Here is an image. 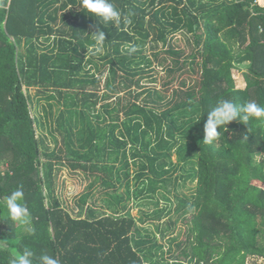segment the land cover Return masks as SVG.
I'll list each match as a JSON object with an SVG mask.
<instances>
[{
    "label": "trees",
    "instance_id": "trees-1",
    "mask_svg": "<svg viewBox=\"0 0 264 264\" xmlns=\"http://www.w3.org/2000/svg\"><path fill=\"white\" fill-rule=\"evenodd\" d=\"M259 1L111 0L130 20L115 25L89 16L80 0H0V264H10L14 251L25 248L32 250L33 264H40L42 255L60 264L264 259V160H258L264 156V120L232 121L211 144L203 141L207 114L219 101L264 106V5ZM97 24L106 33L103 55L90 36ZM41 41L52 44L51 54L39 53ZM23 42L26 54L20 52ZM147 42L154 49L151 56L143 54ZM132 45L137 51L129 54ZM89 47L94 51L85 58L81 48ZM245 62L246 86L238 88L233 72ZM159 67L163 87L145 86L144 79L158 80ZM35 85L41 92L55 90L72 106L58 118L66 158L90 180L89 191L76 199V216L56 194L53 159L62 154L43 150L42 121L28 93ZM101 88L106 89L99 93ZM123 89H129L125 101L117 95ZM108 99L117 101L111 110L105 104L113 117L108 126L95 127L91 110ZM79 124L82 129L74 133ZM130 159L141 163L133 194L152 198L140 204L157 207L152 216L144 213L147 219L171 212L160 207L161 200L170 201L169 185L196 182L191 197H177L174 209L187 227L185 239L174 220L149 231L132 216L129 191L118 193L117 187L131 176ZM97 185L106 195L99 206L92 201ZM19 188L34 233L8 216L6 198Z\"/></svg>",
    "mask_w": 264,
    "mask_h": 264
},
{
    "label": "rangeland",
    "instance_id": "rangeland-1",
    "mask_svg": "<svg viewBox=\"0 0 264 264\" xmlns=\"http://www.w3.org/2000/svg\"><path fill=\"white\" fill-rule=\"evenodd\" d=\"M259 1V0H258ZM262 5H264V3L260 2ZM177 41L178 42H182L183 41V37L181 34H179L177 36ZM41 44V47H38V51L39 53H48L51 54L50 51V47L52 46V44L49 46V42H43L42 41L39 43ZM162 44H159V47H161ZM153 48H152V44L151 42H147L145 45V50L143 54H147L148 56L152 55L153 52ZM27 51V46L24 45L23 42V46L22 48H20V52L23 54H26ZM81 51L83 53V55H85V58H87L92 51H94L93 47H89L86 50H83L81 48ZM99 54V51H97ZM96 52V53H97ZM106 52L105 47H102L100 50L101 55H103ZM56 53V51L54 52V54ZM95 53V54H96ZM97 55V54H96ZM99 57V56H98ZM97 56L94 57L95 59L98 58ZM84 58V59H85ZM156 62V61H155ZM86 63V62H85ZM157 63V62H156ZM249 64V62H245L243 63L240 67H242V69H238L235 68L234 69V78L236 81V87L238 88H244L246 86V81L244 78V71L245 68L247 67V65ZM87 69V68H86ZM244 69V71H243ZM157 70L159 71V78L158 80L151 82V79H144V85L147 87H151V86H156L158 89L162 88V76H163V70H161V68H157ZM150 72V71H148ZM108 72H106L105 75H107ZM151 73V72H150ZM149 74L144 75L145 78H147ZM106 88H101V90L99 91V93H102ZM132 89H135V86L132 87ZM139 89V88H138ZM128 90L129 89H123L122 91H120L117 95H120L121 100H124V97L127 99L128 98ZM42 88L39 86H31L28 89V93L31 96V107H32V111L35 115H37L39 117V119H41L42 121V127H38V132L39 134H43L45 140H44V145H43V150L45 149L50 155H55V154H62V158L61 159H53L54 163H57L58 167L56 170L57 171V175H56V187H57V195L59 197V199L61 200V202L63 203L64 207H68V209L72 212V214H74L75 216L78 214V208L76 207V199H78V197L82 196L83 194L87 193L88 190V185L90 183V180H88V178H86L83 173L82 170H77L72 168L71 165H69L70 161L69 159L66 158V153H67V148L64 144V131L61 130V128H59L58 125V118L60 115H62L63 113H65V115H68L67 113V109L70 106L69 102L70 100L65 98V96L60 97L59 95H57L56 93H53V89L48 90L47 92H41ZM82 97L81 94L76 95V99H80ZM119 97V96H116ZM68 101V102H67ZM113 101V102H112ZM117 101L115 99H108L107 101L104 100H100L97 103V107L96 110H91L93 111L91 116H90V120L93 122V124L95 125V127L98 126H108V124L110 123V120L112 119L111 117H113V114H108L106 113V109L107 107L105 106L106 103L111 104V107L109 108L110 110L114 107L115 103ZM75 108V107H73ZM76 108L78 110H80L81 108H83L82 104L79 103V105L76 106ZM95 114L98 115H102L101 118H97ZM120 115L122 116V113H120ZM123 117V116H122ZM188 117L187 115L185 116V118ZM188 121V120H186ZM187 126V124H186ZM82 129V124H79L78 126H76L74 128V133H76L75 131H80ZM119 129V128H118ZM116 133H119V130L116 131ZM75 136V134H74ZM179 158V154L177 151H174L172 154V160L173 162H177ZM130 173L131 176L130 178H126L123 177L121 182H118L117 187H118V193H125L129 191L131 198L128 200L126 199V201L129 203L130 205V211L132 216H134L135 218H137V220L139 221V226L140 227H145L147 228L149 231H153L155 229V225L157 223H164L165 221L168 220H174L176 221L177 224V232H180V230H182L183 234H181L180 239H185V231H186V225L178 220V214H176L174 212V209L178 203V199L177 197H182V196H189L191 197L192 193L195 192V188H196V182L192 181L191 179H187L184 183V181L180 180L181 185L178 186L177 188H175L173 185H169L168 186V192H165V194L169 197L170 201H164L161 200L160 203V207L168 206L167 209H171L170 213L165 214L161 219H157L155 217H150V219H147L144 213L149 212L150 215H153V211L157 208L155 207V205L151 204H140L141 202L145 203V199H149L152 200V198H145L143 197L144 194H137L134 193L133 191L135 189H137L138 183H136L135 181V174L137 173L140 164H134L133 159H130ZM141 160L140 158L137 159V161ZM258 160L262 161L264 160V156H258ZM118 165L117 166H121L123 164V162H117ZM180 166H183V161L180 162ZM5 169H7L6 164H2L1 165V170L5 171ZM178 174H180V171L177 172ZM129 181V185H126V182ZM104 190H102L100 185H97L96 187L93 188V198L92 201L94 203L95 206H99L103 204V199L106 198V195L103 193ZM161 193V192H159ZM143 218L144 221H140V219ZM157 234V238L159 241H161V236L159 233ZM163 241V240H162ZM164 243V241H163ZM167 245V243H166ZM166 248H168V245L166 246ZM251 259V258H250ZM248 260V264H264V259H258L256 262L254 259H252V263L251 260Z\"/></svg>",
    "mask_w": 264,
    "mask_h": 264
},
{
    "label": "clouds",
    "instance_id": "clouds-1",
    "mask_svg": "<svg viewBox=\"0 0 264 264\" xmlns=\"http://www.w3.org/2000/svg\"><path fill=\"white\" fill-rule=\"evenodd\" d=\"M81 7L92 15L98 17L105 24L111 22L119 25L123 19L124 23H130L126 16L116 8L111 0H80ZM95 31L90 35L97 45V51H100L104 41L106 40V33L100 29L98 24ZM137 51V47L132 45L128 48V53L132 54ZM251 119L264 120V106H260L255 102H246L243 105H238L230 100H222L217 103L207 114V119L204 124V139L205 143L211 144L215 139L225 131L226 125L232 121H239L243 124H248ZM217 129H220L218 131ZM222 130V131H221ZM244 139L248 137L245 135ZM24 192L22 188L13 191L6 198V208L9 218L25 227L29 233H34L35 229L31 225L30 212L27 206L23 203ZM2 241V240H0ZM33 252L29 248H25L23 252L14 251V256L10 260V264H33ZM40 264H60V262L49 255H42L40 257Z\"/></svg>",
    "mask_w": 264,
    "mask_h": 264
}]
</instances>
